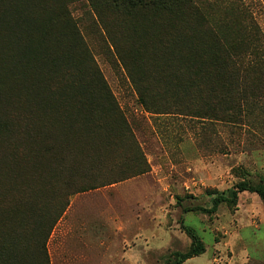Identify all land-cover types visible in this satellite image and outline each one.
I'll return each instance as SVG.
<instances>
[{"label": "rangeland", "instance_id": "rangeland-1", "mask_svg": "<svg viewBox=\"0 0 264 264\" xmlns=\"http://www.w3.org/2000/svg\"><path fill=\"white\" fill-rule=\"evenodd\" d=\"M61 1L78 30L79 39H73L71 48L85 58L79 68L90 81L91 91L99 96L108 86L124 118L107 112L105 119L113 118L116 128L127 125L137 144L138 150L118 143L115 151L120 156L112 161L107 178L132 170L121 168L120 163L124 157L133 161L138 153L146 160L148 172L69 196L48 238L49 206L41 208L36 203L43 196L32 194L27 199L19 192L9 197L3 193L0 210L17 227L6 229H13L18 238V264H156L167 253L187 250L190 241L183 226L192 227L205 246L204 254L184 264H264V201L257 194L240 193L236 206L221 204L214 213L198 210L212 207L213 192L231 197L234 186L244 178L258 182L264 177V78L250 77L245 93V86L235 88L234 104L193 100L179 88L167 86L166 79H155L148 83L144 107L90 2ZM239 2L264 35V0ZM187 23L186 27L193 24ZM19 45L16 39L2 36L0 40L4 50H17ZM120 46L127 51L121 41ZM135 63V73L144 79V65L141 60ZM69 65L65 58L59 61L54 87L63 83L60 72ZM44 74L45 70H38L35 82ZM137 83L142 88L147 85ZM232 105L238 109L235 116L221 120ZM60 109V115L75 118L68 104H60ZM71 150L66 151V158ZM27 164L24 161L22 169ZM3 165L0 161V186L7 190ZM82 172L90 176L86 185L100 182L97 172L81 171L69 177V172L59 171L50 175L48 188H60L55 194L61 196L68 182L78 187ZM29 218L31 222L25 224L29 233L21 237L20 227Z\"/></svg>", "mask_w": 264, "mask_h": 264}, {"label": "trees", "instance_id": "trees-1", "mask_svg": "<svg viewBox=\"0 0 264 264\" xmlns=\"http://www.w3.org/2000/svg\"><path fill=\"white\" fill-rule=\"evenodd\" d=\"M88 1L144 107L148 83L155 79H166L167 86L179 88L193 100L218 99L234 104L235 88L245 86V93L250 77L264 78V35L239 0ZM188 21L192 26H185ZM77 31L61 0H0V40L3 36L20 42L17 50L0 48V161L4 164L2 175L8 179L7 190L0 186V201L3 193L9 197L13 191L27 199L32 194L43 196L36 203L41 208L49 206L45 218L47 238L69 196L148 172L146 160L138 153L133 161L124 157L120 163L121 168L132 170L107 178L112 161L120 156L115 151L118 143L138 150L137 144L127 125L120 129L114 125L113 118H124L108 86L99 96L91 91L90 81L79 68L85 58L71 48L73 39H79ZM62 58L70 65L60 72L63 83L54 87L52 80ZM138 60L144 65L146 80L132 66ZM38 70L46 74L35 82ZM137 82L147 85L142 88ZM60 104H68L75 118L60 115ZM237 110L232 105L220 119L229 120ZM107 112L113 116L109 121L105 119ZM24 161L29 164L22 169ZM59 171L69 172V177L81 171L97 172L101 174L100 182L86 185L90 176L82 172L78 187L68 182L63 195L57 197L55 191L60 188L50 190L48 186L50 175ZM16 172L17 179L12 180ZM243 192L255 193L264 201V177L258 182L244 178L234 186L231 197L213 192L212 207L198 210L214 213L221 204L234 207ZM6 217L1 209L0 264H18V238L13 229H6L16 226ZM30 218L20 227L21 237L29 233L25 224L31 222ZM183 230L190 241L187 250L167 253L156 264H184L205 253L198 233L188 226Z\"/></svg>", "mask_w": 264, "mask_h": 264}]
</instances>
